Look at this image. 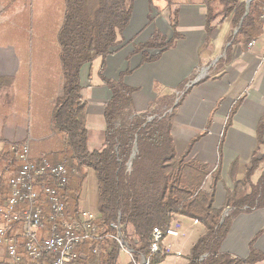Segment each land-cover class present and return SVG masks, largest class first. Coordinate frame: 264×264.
I'll return each instance as SVG.
<instances>
[{
  "label": "trees",
  "instance_id": "obj_1",
  "mask_svg": "<svg viewBox=\"0 0 264 264\" xmlns=\"http://www.w3.org/2000/svg\"><path fill=\"white\" fill-rule=\"evenodd\" d=\"M149 1L153 5V1ZM135 2L136 0H65V20L58 36L65 83L64 93L55 104L53 120L57 131L65 135L69 150L60 154L61 158L58 157L55 162L63 163L69 169V183L62 191L67 213L72 216L78 213L87 180L86 169L92 168L98 179L99 221L107 225L111 234H116L115 226L121 224L122 234L133 249L135 262L140 261L142 256L150 264H161L166 259L170 252L162 240L169 235L168 231L172 229L178 215L198 220L203 227L186 255V264L262 262L264 251L258 249L255 242L263 231L249 243L250 253L246 258L224 251L222 244L238 215L264 209V170L256 182L253 180L264 162V117L257 128L260 148L253 155L244 179L235 181L234 190L225 187V206L216 208L214 202L217 185L222 179L223 144L227 130L224 129L219 142V163L214 171H210L207 163L190 157L194 143L202 135L192 139L188 148L179 154L172 134L173 116L191 87L182 84L178 87L180 95L174 93L161 96L148 110L139 112L134 101L137 89L125 82V77L133 69L120 73L118 79H111L104 74L106 58L114 54L116 47L122 43L120 37H123L132 20ZM201 2L211 11L201 54L212 52V39L217 27L230 15L233 14L234 28H239L231 35L226 58L219 60L216 66V71L222 70L217 75L221 77L225 73V64L231 62L228 57L231 47L251 43L264 34L260 20V8L264 0L252 1L247 15V0ZM174 15L171 21L173 29L179 22L177 10ZM178 38L180 34L176 29L169 40L157 29L151 40L136 46L135 52H142L145 61H155L163 50L172 48ZM149 48L162 50L157 55L150 56L146 51ZM100 56L102 65L99 75L111 90L112 97L105 105L106 127L102 147L91 149L88 145L89 130L85 119L87 105L83 97L81 71L87 63H92ZM208 78L210 75L203 77L200 82ZM241 102L240 99L233 106L228 124ZM152 115L154 117L149 121L148 117ZM211 121L210 119L208 125ZM207 132L206 129L204 134ZM10 147H6L0 154V207L11 196V175L22 166ZM235 165L236 163L232 166V171ZM209 175H212V181L209 188L205 189ZM224 208H229L230 212L223 218ZM155 228L162 234V239L158 242L159 250L156 252L152 249ZM117 246L113 239L105 242L106 254L103 256V253H99L102 264H116L119 251Z\"/></svg>",
  "mask_w": 264,
  "mask_h": 264
},
{
  "label": "crops",
  "instance_id": "obj_2",
  "mask_svg": "<svg viewBox=\"0 0 264 264\" xmlns=\"http://www.w3.org/2000/svg\"><path fill=\"white\" fill-rule=\"evenodd\" d=\"M4 2L5 0H0V78H15L19 83V80L23 78L20 75L26 59L21 57L15 44H9V41L16 39L15 34L10 32L9 26L17 27L18 25L12 18L14 16L23 17L28 10H25L24 6H18V8L14 6L8 9ZM153 3L154 6L149 0H136L132 20L123 37H120L122 43L116 47L117 51L114 54L106 58L104 74L111 79H118L120 73L129 68L133 69V72L125 77V82L128 86L137 89L134 93V101L139 112L148 110L161 96L179 94L178 87L182 84L191 87L173 116L172 134L179 154L188 148L192 139L202 135L194 143L190 157L216 169L220 160L219 142L224 129L227 130L223 144L221 171L223 188L219 187L218 183L214 202L215 207L221 209L225 206L227 195L224 185L231 190L235 189V181L244 179L253 155L260 148L257 128L264 117V34L254 39L256 43L252 46L250 43L232 46L228 56L231 62L225 64V73L217 77L222 70L216 71L213 67L210 78L200 82L201 79L199 80L198 76L202 69L226 58V50L231 45V35L236 31L232 21L233 14L218 25L212 39V52L201 54L200 51L207 37L209 8L201 0H171V2L153 0ZM176 10L179 22L175 29L180 34V38L176 40L172 48L163 50L158 60L145 61L142 52H135L136 46L151 40L157 29L168 40L171 39L175 33L171 21ZM150 16H152L151 22ZM56 41L58 37L52 42ZM161 50V48L146 49L150 56L157 55ZM101 65V56L96 57L81 71L83 97L87 105L86 125L89 131L92 129L95 133L97 128L99 131L105 130V105L112 97L111 90L99 75ZM195 76L196 79H194ZM240 99L242 102L228 124L231 110ZM210 119L212 121L208 125ZM206 129L208 132L204 134ZM26 136H29V132H26L20 117L6 125L0 115V154L2 150L15 142L26 140ZM95 140L99 142L94 143ZM89 141V148L99 149L104 139L102 140L101 135L95 134L92 140L94 148L90 146ZM234 163L236 165L232 171ZM90 169L93 172H89L86 176L80 205L85 207V210L96 209L98 211V179L95 171ZM261 172L259 174L258 170L256 171L255 176L259 175L256 180L254 176L255 182L261 176ZM208 178L204 185L205 189ZM175 219L172 229L177 235L180 233L183 237L187 234L188 228L193 227L190 221H196L181 215ZM196 222L201 232L203 227L199 221ZM260 231L263 233L255 242V246L264 251V209L250 212V214L242 213L237 216L228 237L222 244V249L235 256L246 258L250 253L249 243ZM169 235L173 236L170 233ZM196 238L194 237L193 240ZM167 243L169 248L177 244L176 240ZM4 248V246L0 247V264H10ZM164 261L161 264H164ZM256 264H264V261Z\"/></svg>",
  "mask_w": 264,
  "mask_h": 264
},
{
  "label": "rangeland",
  "instance_id": "obj_3",
  "mask_svg": "<svg viewBox=\"0 0 264 264\" xmlns=\"http://www.w3.org/2000/svg\"><path fill=\"white\" fill-rule=\"evenodd\" d=\"M168 1L171 2V0ZM4 3L8 9L14 6L16 8L24 6L28 12L23 17L14 16L12 18L18 25L17 27L14 25L9 26L10 32H13L16 37V39L9 41V44L17 46L19 54L26 59V62L22 66V74L20 75L23 76L24 80L21 78L18 83V79L15 78H0V115L6 125L13 123L15 118L20 117L26 132H29V136L25 137L26 140L20 142L29 143L34 158L47 156L51 162L55 163L60 154H65V152L69 151L65 135L57 131L53 120V111L56 107L57 99L64 93L65 76L61 62L60 43L59 41H52L59 36V30L65 20L66 3L65 0H5ZM215 63L202 69L200 74H203L199 75L198 79L211 75V70H213V67L216 68L218 64V62ZM84 83H86V79H84ZM153 117L154 115L148 117L149 121ZM88 134L89 144L92 148H94L92 140L95 134L101 135L102 140L105 137L104 130L99 131L98 128L96 133L91 129ZM98 142L99 140L94 141V143ZM209 170L214 171L215 169L209 167ZM262 170H264V162L258 173L260 174ZM89 172L93 171L87 168V175ZM258 175L255 176V180ZM211 176H208L209 180L206 188L210 186ZM222 180L219 181V187L223 188ZM227 180L230 182L229 179ZM224 187L226 186L224 185ZM81 199H83V194ZM78 207L79 212L85 210V207L81 206L80 202ZM92 211L99 213L96 209ZM225 211L227 215L230 209L224 208ZM196 221H190V225L193 227L192 229L188 228L184 237L178 233V235H169L168 238L165 237L162 240L163 245L170 252L164 264L186 263V255L190 251L191 244L196 240H193V238H196L200 232L198 230L199 224ZM196 223L197 225H195ZM18 231V234H21L22 227H18ZM173 240H176L177 244L169 248L167 242H172ZM3 246L6 248L4 243L0 245V247ZM5 248L4 252L7 253L10 264H12L7 248ZM131 253L124 250L118 251L116 264H140L144 256L141 257L140 261L135 262L134 252L131 251ZM100 254L96 257L97 260H100Z\"/></svg>",
  "mask_w": 264,
  "mask_h": 264
},
{
  "label": "built area",
  "instance_id": "obj_4",
  "mask_svg": "<svg viewBox=\"0 0 264 264\" xmlns=\"http://www.w3.org/2000/svg\"><path fill=\"white\" fill-rule=\"evenodd\" d=\"M260 20L264 27V3ZM10 149L22 163L10 177L11 196L0 207V245H6L12 264H102L96 253L104 256L110 239L117 242V250L131 253L120 223L117 233L111 234L91 209L75 216L67 213L62 191L70 178L65 164L53 163L47 156L34 158L28 142H15ZM168 233L176 234L173 229ZM153 234L156 252L162 234L157 228ZM148 263L142 257L140 264Z\"/></svg>",
  "mask_w": 264,
  "mask_h": 264
},
{
  "label": "water",
  "instance_id": "obj_5",
  "mask_svg": "<svg viewBox=\"0 0 264 264\" xmlns=\"http://www.w3.org/2000/svg\"><path fill=\"white\" fill-rule=\"evenodd\" d=\"M252 1H254V0H247V5H246V11H245V15H247L248 14V12H249V8H250V4H251V2ZM242 22V21H241ZM239 30V28H236V31H235V33L237 32ZM137 150V149H136ZM135 150V151H136ZM135 156V154H133V156L132 157H134ZM225 215H226V211L223 213V218L225 217ZM130 248V247H129ZM131 249V248H130ZM132 251H133V249H131Z\"/></svg>",
  "mask_w": 264,
  "mask_h": 264
},
{
  "label": "bare ground",
  "instance_id": "obj_6",
  "mask_svg": "<svg viewBox=\"0 0 264 264\" xmlns=\"http://www.w3.org/2000/svg\"><path fill=\"white\" fill-rule=\"evenodd\" d=\"M99 254V253H96V255Z\"/></svg>",
  "mask_w": 264,
  "mask_h": 264
}]
</instances>
